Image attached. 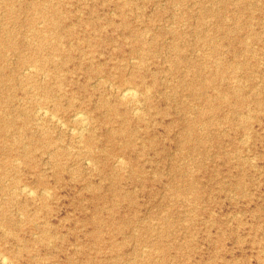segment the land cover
Returning <instances> with one entry per match:
<instances>
[{"label": "rangeland", "instance_id": "obj_1", "mask_svg": "<svg viewBox=\"0 0 264 264\" xmlns=\"http://www.w3.org/2000/svg\"><path fill=\"white\" fill-rule=\"evenodd\" d=\"M6 115L1 264H264V0H0Z\"/></svg>", "mask_w": 264, "mask_h": 264}, {"label": "bare ground", "instance_id": "obj_2", "mask_svg": "<svg viewBox=\"0 0 264 264\" xmlns=\"http://www.w3.org/2000/svg\"><path fill=\"white\" fill-rule=\"evenodd\" d=\"M55 22V21H54ZM6 39V38H5ZM30 67V66H29ZM29 70V69H28ZM36 70V69H35ZM34 73H35V71H34ZM37 73H38V71H37ZM36 73V74H37ZM26 74H28V73H26ZM35 74V75H36ZM39 74V73H38ZM26 77H27V75H25ZM43 79V78H42ZM203 82H206L205 80L203 81ZM127 86V85H126ZM124 87L122 90H121V96H122V98L123 99H126V98H128V100L130 99V98H135V99H138V100H140L139 99V94H138V91H136L135 89H133L132 87ZM119 92V91H118ZM141 93V92H140ZM37 96V95H36ZM117 98H118V96H117ZM119 98L121 99V97L119 96ZM120 101V100H119ZM132 101V100H131ZM137 101V100H136ZM123 102V101H122ZM119 103V102H118ZM132 103H133V101H132ZM137 103V102H136ZM50 105V104H49ZM53 105H55V104H53ZM133 105V104H132ZM139 105V103L136 105V106H138ZM39 106H41V105H39ZM52 107H55V106H52ZM135 108V107H134ZM54 109V108H53ZM52 109V110H53ZM136 109H138L137 107H136ZM21 110H23V109H21ZM51 110V111H52ZM56 110H57V108L55 109V112H56ZM137 111V110H136ZM25 112V111H24ZM50 106H47V107H40L39 108V110L38 111H36V113L37 114H39L38 116H42V117H47V116H49L50 117ZM52 115H54V114H52ZM73 118L74 117H76L77 118V120L79 121V123L82 125V126H84V127H88L89 125H90V119H89V117H88V115H86L85 114V112L84 111H76V112H74L73 113ZM37 116V117H38ZM56 116H58L56 113H55V117ZM42 119H44V118H42ZM55 119V118H54ZM59 119V118H58ZM75 119V118H74ZM11 120H13V118H12V116L11 115H6L4 118H0V129L1 128H5L6 126H7V123L8 122H10ZM46 120H47V118H46ZM48 120H50V119H48ZM61 122V121H60ZM58 123V122H57ZM78 123V122H77ZM78 123V124H79ZM79 124V125H80ZM66 126V125H65ZM76 129V128H75ZM85 130V129H84ZM73 131H75L74 129H73ZM83 131V130H82ZM82 135V134H81ZM78 136V135H77ZM79 142V141H78ZM88 144L89 145H92V141H91V139H89L88 141ZM38 143V142H37ZM36 145L37 144H35V142H30L29 144H25L24 145V148L29 152H31V150L34 148V147H36ZM97 149V148H96ZM27 151H24V152H27ZM32 153V152H31ZM31 153H29V154H31ZM29 154H25V155H29ZM191 157V156H190ZM194 169V168H193ZM25 185V184H24ZM39 185H40V183H39ZM19 187V186H18ZM25 187V186H24ZM26 189V188H25ZM24 190V189H23ZM31 191V190H30ZM44 191V190H43ZM46 191V190H45ZM33 192V191H32ZM31 192V193H32ZM17 193H19V192H17ZM26 193V192H25ZM29 193V192H28ZM31 193H30V195H31ZM11 194V193H10ZM21 194V193H20ZM33 194V193H32ZM47 192H45L44 193V198L47 196ZM15 195V194H14ZM25 195V194H24ZM9 196H11V195H8V196H5V204H7V203H9L10 201L12 202L13 201V197H15V196H13V194H12V196L11 197H9ZM27 196V195H26ZM42 197H43V195H41ZM49 196H50V194H49ZM16 199V198H15ZM132 205V204H131ZM22 207V206H21ZM135 207V206H134ZM4 209V204L2 205V204H0V211L1 210H3ZM5 211V210H4ZM3 212V211H2ZM2 215H4V214H2ZM5 217H6V215H5ZM9 218V217H8ZM6 219V218H5ZM4 221V220H3ZM8 221H9V219H8ZM10 221H12V223H13V220H10ZM9 221V222H10ZM17 223V222H16ZM109 224V223H108ZM107 225V224H106ZM44 230V229H43ZM20 239H22V238H20ZM23 240V239H22ZM24 241V243H27L28 241L27 240H23ZM25 245H27V244H25ZM25 247V246H24ZM144 254V253H143ZM6 258V257H5ZM4 258V256H3V254H2V252H0V264L1 263H7V261H6V259Z\"/></svg>", "mask_w": 264, "mask_h": 264}]
</instances>
